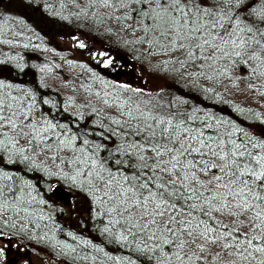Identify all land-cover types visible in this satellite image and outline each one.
<instances>
[{
	"label": "snow or ice",
	"instance_id": "6c2138e0",
	"mask_svg": "<svg viewBox=\"0 0 264 264\" xmlns=\"http://www.w3.org/2000/svg\"><path fill=\"white\" fill-rule=\"evenodd\" d=\"M70 3L72 16L147 61L163 84L151 91L93 73L102 107L88 85L82 102L67 98L69 111L15 82L25 58L2 53L0 264H16L9 250L17 236L54 240L28 233L62 230L57 210L75 213L80 230L66 233L71 243L52 244L59 264H264V113L228 99L264 98V0ZM14 6L69 20L66 3L0 0V44L12 48L21 33L9 39L2 29L24 23L10 14ZM89 55L115 65L106 50ZM21 173H38L43 184ZM69 196L67 209L59 207Z\"/></svg>",
	"mask_w": 264,
	"mask_h": 264
},
{
	"label": "trees",
	"instance_id": "16d2710c",
	"mask_svg": "<svg viewBox=\"0 0 264 264\" xmlns=\"http://www.w3.org/2000/svg\"><path fill=\"white\" fill-rule=\"evenodd\" d=\"M37 2H41V0H37ZM50 2H54L57 5L60 3L68 4V7L65 9L63 14L65 16H69V20L61 21L53 19L42 10L14 6L12 11L16 12L17 15L15 16L23 19L24 23L20 24L17 20H12L2 29L3 32L6 33V38L9 39L13 38L14 32L19 31L21 33L19 36L15 37V39L19 42L17 47L12 48L11 46L2 44L6 49L2 53L7 52L10 55H14L19 52L24 56V62L28 65L24 73L13 75L12 79L15 82L20 83L23 87L32 88L38 95H43L45 98H48L51 102L60 105L61 107H68L69 111H73L74 107L67 98L71 97L76 103L82 102L88 95V93L84 91L83 86L91 85L93 93L92 99L97 107H102V104L99 101H96L94 96L96 91H101V95H103L102 86L99 81L93 77V73L110 83L121 82H118L109 75L105 74L104 70L96 66L93 62L90 63L89 61L71 60L68 58L69 52L67 50L59 49L60 42L66 41L67 38L76 36L79 37V39L87 38L91 41L97 42L104 48L117 50L125 54L137 66H142L147 73H149L148 75L156 82V89L158 86H162L163 82L159 78L160 74L154 70L147 61L141 62L140 60H136L131 53L114 43V41L102 31H96L95 25H93L90 21H85L83 19L78 20L72 16L71 13L74 12L75 9L71 7L70 0H50ZM81 3H83V0H81ZM2 24L3 21L0 20V25ZM3 38L5 37L0 35V39ZM26 42H30V47L28 49H24L20 46ZM34 45H39V47H33ZM2 53H0V57L3 59L4 57ZM68 61H72V63L69 64ZM81 64H85L87 67L81 68ZM33 65L36 67H32ZM41 66H46L51 70L40 72L39 67ZM108 91H111V89H108ZM228 99L238 103L241 107H251L264 113V98L248 94V98L246 99L244 95L237 94L235 96H229ZM205 103L211 104L210 101H205ZM215 109L218 112L223 109V114L232 115L233 119H238V122L244 121V117L237 118L234 113H231V110L227 105H215ZM63 119H67V114L62 117V120ZM21 175H23L26 179L32 180V182L38 186L43 184V179L38 173H21ZM60 205L59 207H61ZM47 211L52 210L48 209ZM53 217V223L58 226V229L62 230L52 232L49 228H32L28 235H32L33 232H36L40 235L47 233L49 237L54 236V240L32 242L40 244L41 247L47 248L50 253L55 256V250L52 248V244L58 240L71 243L72 241L66 236V233L68 231H73L80 234V230L78 225L71 226L66 224V222H64L63 215H61L58 210L53 212ZM85 219H87V217H85ZM17 223L20 222L17 221ZM19 237L31 241L28 239V236ZM108 247L109 250H112L113 252L116 251L115 246Z\"/></svg>",
	"mask_w": 264,
	"mask_h": 264
},
{
	"label": "rangeland",
	"instance_id": "374dc122",
	"mask_svg": "<svg viewBox=\"0 0 264 264\" xmlns=\"http://www.w3.org/2000/svg\"><path fill=\"white\" fill-rule=\"evenodd\" d=\"M4 3L6 5L8 3V0H4ZM10 14L13 16L17 15L16 12L12 11V9ZM82 39L90 43L89 50L75 47L76 40H74L73 37L67 38L66 41L60 42L59 49L67 50L69 52L68 58L71 60L89 61L90 63L93 62L96 66L102 68L105 74L109 75L118 82L130 84L132 85V87L144 88L145 90L153 91L156 89V82L148 75L149 73H147V71L142 66H137L125 54L117 50L104 48L97 42L91 41L87 38ZM4 50L6 49L2 44H0V53H2ZM99 50H106L110 55L113 56L115 61L114 67L104 68L99 65L98 61H92L89 55L90 51ZM0 59L2 58L0 57ZM70 200L71 197L69 196L66 200L60 202L61 208L67 209L68 202ZM63 218L64 222L71 226H76L79 219V217L75 213H73L72 216L63 215ZM17 244H19V252L17 251ZM9 255L11 260L16 261V264H25V261H27V264H59L56 256H53L47 248L41 247L40 244L25 240L23 238H20L19 236H17L13 240L12 246L9 250Z\"/></svg>",
	"mask_w": 264,
	"mask_h": 264
},
{
	"label": "water",
	"instance_id": "95a60500",
	"mask_svg": "<svg viewBox=\"0 0 264 264\" xmlns=\"http://www.w3.org/2000/svg\"><path fill=\"white\" fill-rule=\"evenodd\" d=\"M81 42L85 43L87 45L86 48H84L85 50H89L90 49V43L89 42H86L85 40L83 39H79ZM77 43V41L75 42V44ZM102 51V50H101ZM112 56V55H111ZM113 57V56H112ZM94 62H96L97 60H93Z\"/></svg>",
	"mask_w": 264,
	"mask_h": 264
}]
</instances>
